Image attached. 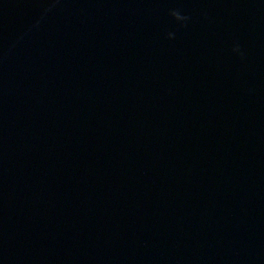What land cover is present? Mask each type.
Instances as JSON below:
<instances>
[{
  "label": "water",
  "instance_id": "95a60500",
  "mask_svg": "<svg viewBox=\"0 0 264 264\" xmlns=\"http://www.w3.org/2000/svg\"><path fill=\"white\" fill-rule=\"evenodd\" d=\"M0 264H264V0H0Z\"/></svg>",
  "mask_w": 264,
  "mask_h": 264
},
{
  "label": "clouds",
  "instance_id": "9594fccd",
  "mask_svg": "<svg viewBox=\"0 0 264 264\" xmlns=\"http://www.w3.org/2000/svg\"><path fill=\"white\" fill-rule=\"evenodd\" d=\"M185 19V18H184ZM170 37H171V34H170ZM234 51H238V48L237 49H234Z\"/></svg>",
  "mask_w": 264,
  "mask_h": 264
}]
</instances>
